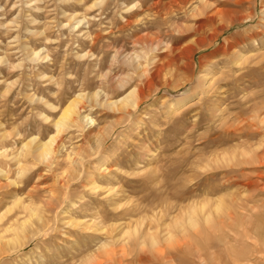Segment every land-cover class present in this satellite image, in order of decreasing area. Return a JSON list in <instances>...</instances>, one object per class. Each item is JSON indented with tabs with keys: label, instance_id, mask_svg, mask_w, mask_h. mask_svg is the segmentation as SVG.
<instances>
[{
	"label": "rangeland",
	"instance_id": "374dc122",
	"mask_svg": "<svg viewBox=\"0 0 264 264\" xmlns=\"http://www.w3.org/2000/svg\"><path fill=\"white\" fill-rule=\"evenodd\" d=\"M0 264H264V0H0Z\"/></svg>",
	"mask_w": 264,
	"mask_h": 264
},
{
	"label": "bare ground",
	"instance_id": "6f19581e",
	"mask_svg": "<svg viewBox=\"0 0 264 264\" xmlns=\"http://www.w3.org/2000/svg\"><path fill=\"white\" fill-rule=\"evenodd\" d=\"M161 3V2H160ZM157 4V3H156ZM169 5H167L166 7L165 6H162V10L166 11V8L168 7ZM161 7V5H160ZM155 8V7H154ZM161 10V9H160ZM168 11V9H167ZM171 11V10H170ZM164 13V12H163ZM157 14V12H156ZM167 14V13H166ZM218 17L216 13H213L211 14L209 17H208V22H216L218 21ZM80 23V22H78ZM207 24V23H206ZM213 24V23H212ZM216 24V23H215ZM209 25V24H208ZM206 25V26H208ZM203 26V25H202ZM201 32L203 34H206L205 32V29H203V27H200ZM221 34V32H219ZM215 34V33H214ZM218 34V33H217ZM220 36V35H219ZM145 37V36H144ZM216 36L214 35H210L208 40L207 41V47H211L213 46L215 40H216ZM143 40L142 38L139 39V41ZM146 40V39H145ZM209 42V43H208ZM152 43V42H151ZM237 43V42H236ZM150 44V43H149ZM235 44V43H234ZM198 45V44H197ZM240 43H238V45H235V47L233 45H230L228 46L227 48H223L219 51H221V56L225 59H221L218 63H216V66L218 64H223V65H226L227 62H225V60L231 58L232 62L234 64L236 63H239V61L243 58L242 55L240 54H234V50L235 48H239V50L241 51V47L239 46ZM149 46H152L151 44ZM157 46V45H156ZM155 46V47H156ZM150 48V47H149ZM218 51H216L217 53ZM196 54V51L194 50H188V60L186 61V67H188L190 65V63L193 61V57L194 55ZM220 54V53H218ZM242 54V53H241ZM30 56H34V57H37L38 56V53H31ZM134 56V55H133ZM140 56V54H139ZM139 56L135 54V57H128L124 60V62L128 65H133L134 62H136L138 59H139ZM210 56H214L215 58V55H210ZM217 56V55H216ZM220 56V55H219ZM173 58H170L169 60L165 61V62H162L161 63V66L155 70L154 73H152L151 75H149V79L151 80V82L153 81L154 83L158 82L159 80V76L161 73H165L167 72L168 70L172 69V70H178L180 69V65L181 64H184L182 63L183 59L180 55H175V56H172ZM186 58V57H185ZM36 59V58H35ZM39 59V58H38ZM168 59V58H167ZM43 60V59H42ZM186 60V59H185ZM229 60V61H231ZM244 60V59H243ZM242 60V61H243ZM245 62V61H244ZM136 67H138V64H135ZM232 65V64H231ZM184 66V65H183ZM222 66V65H221ZM226 66H229V65H226ZM234 66V65H233ZM189 68V67H188ZM187 70V68H186ZM190 70V69H189ZM143 72V71H142ZM171 72V71H170ZM144 73H147L148 74V70L147 71H144L143 73H141L140 77H142ZM169 74V73H168ZM162 78V77H161ZM217 80V79H216ZM212 82H214V80H211V82L209 84L207 83H203L202 84V87H203V91H204V88H207L210 87V85L212 84ZM120 85V87H124L122 84H120V82L118 83ZM207 84V86L205 87V85ZM219 85V84H218ZM201 87V88H202ZM219 87V86H217ZM213 89V88H212ZM202 91V92H203ZM81 95H77V97L75 99H73L72 101H70L67 106L63 109L60 117L58 118V120L56 121L55 123V128L57 130V133H59L61 131V129H63L65 126H67L68 124H70V122H73L74 121V118L78 116L79 114V109H77L78 107V100H80ZM97 98H99V94L98 93H95L93 95L90 96V99L89 101H95L96 103L100 104L101 105H105L106 107L108 108H116L117 110H121V111H125L126 109H129V108H132L134 106V104L136 103V98H137V93H136V90L133 89L131 90L130 92H127V94L125 96H123L122 98L116 100V101H108L107 99L106 100H102L101 101V98L98 100ZM34 141L33 139L30 140L29 142H32ZM55 142V137L54 136H51L49 138L48 141L44 142V143H41L39 146H37L36 148V151L37 152V157L36 158H45V157H48V155L51 154V147L52 145L54 144ZM29 143L23 145L24 148H28L29 146ZM30 149V148H29ZM28 152V151H26ZM18 165V164H17ZM20 171L19 173H17L18 175L22 176L25 172H26V169L23 167H20L19 168ZM18 169V170H19ZM24 176V175H23ZM2 251V250H1Z\"/></svg>",
	"mask_w": 264,
	"mask_h": 264
}]
</instances>
